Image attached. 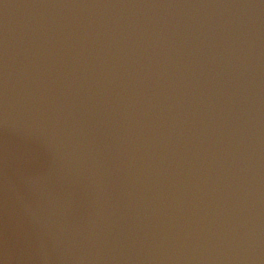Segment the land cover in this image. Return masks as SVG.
<instances>
[{
  "label": "water",
  "instance_id": "1",
  "mask_svg": "<svg viewBox=\"0 0 264 264\" xmlns=\"http://www.w3.org/2000/svg\"><path fill=\"white\" fill-rule=\"evenodd\" d=\"M0 264H264V0H0Z\"/></svg>",
  "mask_w": 264,
  "mask_h": 264
}]
</instances>
